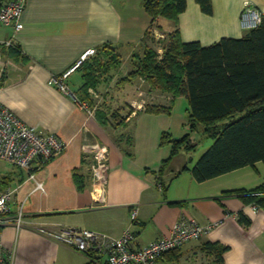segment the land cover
Segmentation results:
<instances>
[{
    "label": "crops",
    "instance_id": "0c3cea01",
    "mask_svg": "<svg viewBox=\"0 0 264 264\" xmlns=\"http://www.w3.org/2000/svg\"><path fill=\"white\" fill-rule=\"evenodd\" d=\"M245 1L264 17V0H211L210 14L203 12L196 0H186L177 26L182 40L210 45L222 37H241L245 30L240 14ZM22 22L15 38L28 61L4 58L10 63L0 101L27 125L57 134L67 146L42 166H34V179L19 167V173L6 174L11 178L9 186L17 189V202L27 207L23 226L10 224L2 229L1 243L8 263L105 264L104 256L91 258L75 251L41 234L35 224L86 228L113 237L130 228L136 234L133 245L141 247L169 234L178 219L188 216L213 226L201 238L161 257L159 264H264V208L254 211L242 194L235 192L263 185L264 163L257 161L198 181L190 170L197 160L184 150L160 172L171 153L170 145H161L162 133L179 138L188 132L187 98L177 97L169 114L150 113L145 108L168 105L171 95L167 93L142 102L130 96L121 104L112 105L113 99L102 102L106 94V90L101 92L103 82L128 60L134 66L136 53H141L149 25L143 0H26ZM161 22L162 18L163 29L154 31L165 34L170 29L164 30ZM13 35L14 28L0 22V41ZM105 43H111L121 64L102 75L96 87H89L92 101L73 96L85 83L81 68L67 79L69 93L49 84L51 77L74 66L86 51ZM108 90L109 96L115 95L111 88ZM78 101L88 102L94 113L91 115ZM94 140L109 149L108 180L102 198L95 195L92 155L85 149V143ZM186 165L189 169H184ZM37 183L42 189L34 190ZM208 242L227 248L223 261L218 260L217 253L205 250Z\"/></svg>",
    "mask_w": 264,
    "mask_h": 264
},
{
    "label": "trees",
    "instance_id": "16d2710c",
    "mask_svg": "<svg viewBox=\"0 0 264 264\" xmlns=\"http://www.w3.org/2000/svg\"><path fill=\"white\" fill-rule=\"evenodd\" d=\"M196 1L203 12H212L211 0ZM143 4L149 25L142 52L136 53L133 71L120 82H132L141 77L152 88L171 95L166 106L147 105L146 111L150 113L169 114L179 96H185L188 101V132L179 138L167 131L162 133L161 145H170L171 153L160 172L181 151L196 149L195 131L214 141L190 169L198 181L257 161L264 163V17L259 26L245 30L241 37H222L210 45H202L199 41H183L177 27L179 15L186 10V0H143ZM161 18L173 21L176 26L157 39L162 49L159 55L158 49L148 42L156 41L154 28L163 29ZM14 36L9 38L13 40L11 45L2 46L1 50L9 58L26 63L28 58ZM120 64L111 43L95 49L77 67L85 71V83L76 92L77 98L90 102L89 87H96L102 75ZM113 115L116 116V112ZM184 169L189 168L186 165ZM10 179L5 175L0 180V188L8 186ZM161 184H165L162 178ZM235 192L242 194L245 203H256L264 208V184L250 191ZM242 214L239 215L244 219ZM204 248L217 253L218 260L223 261L226 247L208 242Z\"/></svg>",
    "mask_w": 264,
    "mask_h": 264
},
{
    "label": "built area",
    "instance_id": "2783aa9c",
    "mask_svg": "<svg viewBox=\"0 0 264 264\" xmlns=\"http://www.w3.org/2000/svg\"><path fill=\"white\" fill-rule=\"evenodd\" d=\"M0 1V22L12 25L14 34H16L23 28L22 13L26 0ZM244 6L240 15L241 27L248 30L259 26L262 22L260 10L249 1H245ZM155 34L158 35L157 32ZM12 41L11 39L0 41V90L4 84L7 75L6 70L10 63V61L5 62L4 58L7 56L3 54L1 47L10 46ZM94 52V49L86 51L74 66L60 75L51 77L49 84L69 93L68 77ZM161 52L160 50L159 55H161ZM73 96L78 100L74 93ZM78 102L91 115L94 113L95 110L90 107L88 102ZM66 146L67 144L57 134L30 127L0 101V160L25 170L28 178L34 179L35 174L32 172L34 166H42L63 152ZM85 149L92 155L90 172L95 195L102 198L108 180L109 149L98 140L86 142ZM37 189H42L41 183H37L34 190ZM16 193L17 189L9 185L0 188V264H9L1 243L3 227L12 224L16 228H20L26 222L24 203L17 202ZM250 205L254 211L260 209V206L256 203ZM136 215L137 209L133 211L132 218L135 219ZM212 226L202 225L193 218L183 216L171 227L169 234L141 247L133 245L136 234L130 228L124 229L119 237L71 226H46L43 224L39 226L35 224L34 228L48 238L62 242L73 250L84 253L91 258L104 256L105 264H159L161 257L182 248L191 240L201 238L209 232Z\"/></svg>",
    "mask_w": 264,
    "mask_h": 264
},
{
    "label": "rangeland",
    "instance_id": "374dc122",
    "mask_svg": "<svg viewBox=\"0 0 264 264\" xmlns=\"http://www.w3.org/2000/svg\"><path fill=\"white\" fill-rule=\"evenodd\" d=\"M161 23L164 25V30L170 29V30H168V32L172 31L174 29L173 22L168 20V19L162 18ZM155 35H156V37H154V39L156 41H153V42L149 41L148 43L150 45L156 47L159 51L160 50L162 51V49H160L159 41H157V39H160L159 35H161V37H162V35L166 36V34L159 31L158 35L157 34H155ZM139 52H142V49ZM133 67L134 66L132 64V61L128 60L124 64V66L121 70H114V75L111 77V79L106 80V82H103L102 87H101V89H102L101 92L103 93L104 92L103 90H106V94L102 95V97H103L102 102H104V101L109 102L111 99H113L112 105H115L116 102L121 104V103H124L123 99H125L127 96H130V98H137L138 102H140V101L142 102V101H147V100H153V97L155 99H157V97H158L157 94H159V96L164 94V92H162L156 88H154V91H152L149 82L146 80L142 81L143 79H141L140 77L135 78L134 79L135 82H130V84H129V82L121 83V82H123V81L120 82L121 78L123 77V74L124 73L127 74L128 72H130L131 69H133ZM116 87H118V88L116 89ZM109 88L112 89V93L115 92L114 96H109V94H108ZM145 108H146V105H145ZM193 138L196 140V142L198 144H197L196 149L193 152L189 153V155L193 156L195 158V161H196L213 144L214 141L209 137H205L201 132H197V131H195L193 133ZM17 171L19 173V169L17 167L13 166L11 163L0 160V180L7 173L13 172V174H11V176H12L14 174H17L16 173ZM34 197H35V195H34ZM30 199L32 200V198H30ZM26 208L27 207H24V209H26Z\"/></svg>",
    "mask_w": 264,
    "mask_h": 264
},
{
    "label": "clouds",
    "instance_id": "9594fccd",
    "mask_svg": "<svg viewBox=\"0 0 264 264\" xmlns=\"http://www.w3.org/2000/svg\"><path fill=\"white\" fill-rule=\"evenodd\" d=\"M158 53H159V50H158Z\"/></svg>",
    "mask_w": 264,
    "mask_h": 264
}]
</instances>
